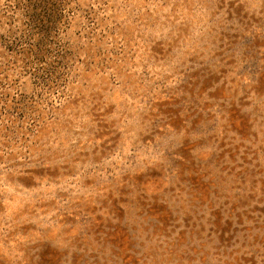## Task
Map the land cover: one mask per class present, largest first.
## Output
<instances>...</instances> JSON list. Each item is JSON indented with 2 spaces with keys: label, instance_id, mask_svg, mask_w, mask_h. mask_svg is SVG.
<instances>
[{
  "label": "rangeland",
  "instance_id": "374dc122",
  "mask_svg": "<svg viewBox=\"0 0 264 264\" xmlns=\"http://www.w3.org/2000/svg\"><path fill=\"white\" fill-rule=\"evenodd\" d=\"M0 264H264V0H0Z\"/></svg>",
  "mask_w": 264,
  "mask_h": 264
}]
</instances>
